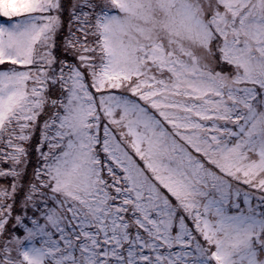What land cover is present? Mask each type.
I'll return each mask as SVG.
<instances>
[{"label":"snow or ice","instance_id":"snow-or-ice-1","mask_svg":"<svg viewBox=\"0 0 264 264\" xmlns=\"http://www.w3.org/2000/svg\"><path fill=\"white\" fill-rule=\"evenodd\" d=\"M0 264H264V0H0Z\"/></svg>","mask_w":264,"mask_h":264}]
</instances>
